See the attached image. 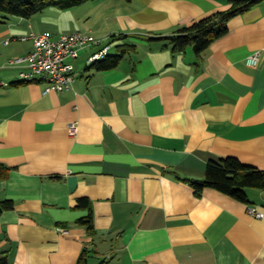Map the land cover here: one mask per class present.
Returning a JSON list of instances; mask_svg holds the SVG:
<instances>
[{
    "label": "crops",
    "instance_id": "1",
    "mask_svg": "<svg viewBox=\"0 0 264 264\" xmlns=\"http://www.w3.org/2000/svg\"><path fill=\"white\" fill-rule=\"evenodd\" d=\"M230 1L96 0L0 17V163L11 168L0 201L15 203L0 214V252L12 264H78L85 249L89 264H264V217L247 210L264 212V189L249 188L246 203L191 186L211 160L264 170V0L233 17L199 58L160 38ZM77 31L99 44L73 60L71 90L47 91L4 67L34 50L32 34ZM118 35L126 37L112 42ZM125 44L136 56L115 69L88 62ZM256 52L258 64L248 65ZM82 197L95 236L77 223L88 214L77 207Z\"/></svg>",
    "mask_w": 264,
    "mask_h": 264
},
{
    "label": "trees",
    "instance_id": "2",
    "mask_svg": "<svg viewBox=\"0 0 264 264\" xmlns=\"http://www.w3.org/2000/svg\"><path fill=\"white\" fill-rule=\"evenodd\" d=\"M90 1L96 0H0V17L32 18L50 7L65 10ZM261 1L231 0V7L228 10L210 14L191 26L182 27L176 33L160 38L167 41L166 46L173 52H184L188 47H192L199 58L212 43L229 33L228 23L233 17L249 11ZM125 37L112 36L111 41ZM123 46L121 53L107 54L104 58L95 61L92 67L98 71H108L118 67L125 55L135 47L134 44ZM10 170V167L0 163V180L8 178ZM191 186L199 196L205 188H214L239 201L249 203L247 193L249 188L264 189V170L244 165L234 157L211 160L207 165L205 178L202 181H192ZM14 206L15 203L11 199L0 201V214L13 209ZM77 207L88 211V214L80 218L77 223L86 226L88 232L95 236L97 232L91 200L86 197L79 198ZM89 254V250L85 249L78 264H89ZM0 264H12L8 251L0 252Z\"/></svg>",
    "mask_w": 264,
    "mask_h": 264
},
{
    "label": "built area",
    "instance_id": "3",
    "mask_svg": "<svg viewBox=\"0 0 264 264\" xmlns=\"http://www.w3.org/2000/svg\"><path fill=\"white\" fill-rule=\"evenodd\" d=\"M34 50L25 56L9 59L4 65L7 67L19 68L20 77L25 81H40L46 83L47 91L66 92L73 88L75 82V66L73 60L79 52L91 45H98L99 41L92 35L83 32H72L62 34L53 38L48 32L32 34ZM20 39H27L21 37ZM9 43V41H7ZM110 46L101 48L93 53L89 63L104 58ZM259 62V52L247 58L250 66H256ZM1 84H5L1 82ZM79 131L78 122L69 125V132L72 137L77 136ZM248 213L256 218H263L264 212L255 205L248 206Z\"/></svg>",
    "mask_w": 264,
    "mask_h": 264
},
{
    "label": "rangeland",
    "instance_id": "4",
    "mask_svg": "<svg viewBox=\"0 0 264 264\" xmlns=\"http://www.w3.org/2000/svg\"><path fill=\"white\" fill-rule=\"evenodd\" d=\"M111 53L114 54V53H115V50H112ZM131 56H136V54L133 53V52H128V56H127V58H129V57H131ZM106 259H107V257H100V258H98V257H93V258L91 259V262H93V263H97V262H99V261H105Z\"/></svg>",
    "mask_w": 264,
    "mask_h": 264
}]
</instances>
